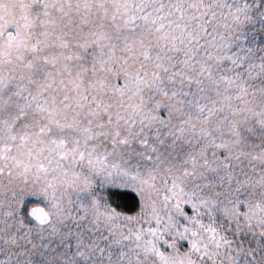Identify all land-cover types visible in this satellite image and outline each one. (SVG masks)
Here are the masks:
<instances>
[{"label": "snow or ice", "instance_id": "6c2138e0", "mask_svg": "<svg viewBox=\"0 0 264 264\" xmlns=\"http://www.w3.org/2000/svg\"><path fill=\"white\" fill-rule=\"evenodd\" d=\"M0 264H264V0H0Z\"/></svg>", "mask_w": 264, "mask_h": 264}]
</instances>
